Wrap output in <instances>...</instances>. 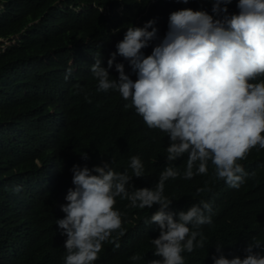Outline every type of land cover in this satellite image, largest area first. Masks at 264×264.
<instances>
[{
  "label": "trees",
  "instance_id": "obj_1",
  "mask_svg": "<svg viewBox=\"0 0 264 264\" xmlns=\"http://www.w3.org/2000/svg\"><path fill=\"white\" fill-rule=\"evenodd\" d=\"M237 3L228 5L230 14L238 13ZM184 8L213 15L210 0H0V264H64L67 237L56 220L64 218L60 206L75 187L73 165L91 169L111 162L114 171L132 177L130 157L139 156L143 176L132 178L129 193L155 187L169 164V137L149 129L118 91H99L90 68L95 57L107 68L130 26L155 20L162 39L170 14ZM155 43L142 49L145 57ZM115 63L137 79L127 59L117 55ZM68 68L72 74L66 81ZM109 75L118 79L119 74L113 67ZM187 160L184 154L172 162L179 175L165 182L164 195L173 201L169 211L205 201L212 207V223L189 225L205 240L203 247L182 253L185 264H214L218 244L228 259L243 258L253 237L264 245V149L257 146L239 161L255 175L238 189L217 179L211 161L206 174L185 179ZM201 188L205 191L197 194ZM115 208L122 228L103 244L94 264L161 259L151 243L159 236L158 226L150 223L158 206L131 207L130 200L117 197ZM133 255L141 259L133 261Z\"/></svg>",
  "mask_w": 264,
  "mask_h": 264
},
{
  "label": "clouds",
  "instance_id": "obj_2",
  "mask_svg": "<svg viewBox=\"0 0 264 264\" xmlns=\"http://www.w3.org/2000/svg\"><path fill=\"white\" fill-rule=\"evenodd\" d=\"M178 2L188 4L189 0ZM210 2L213 15L191 8L172 12L162 39L155 20L143 27H128L107 68L95 57L90 71L98 80V90L118 91L124 100H131L149 129L167 134L169 164L154 188L131 193L130 181L144 172L139 156L130 157L132 177L127 171H114L111 162L91 169L87 164L73 165L75 187L68 190L66 204L60 206L64 218L56 220L61 235L67 237L64 264L98 260L103 244L122 228V215L115 208L117 197L130 200L131 207L158 206L150 223L158 226L159 236L151 243L153 255L161 259L149 264H185L182 253L203 247L205 240L202 232L189 225L211 224L212 207L200 201L187 211H169L173 201L164 195L165 182L179 175L172 162L187 154L184 178L191 179L206 174L211 161L217 179L237 189L255 175L245 172L239 161L257 146L264 149V80L253 83L264 77V0H238L234 14L228 8L233 0ZM153 42L157 43L151 55L145 57L142 49ZM117 55L129 61L137 75L135 81L125 74L122 63H115ZM113 67L118 79L109 75ZM71 74L68 68L66 81ZM81 158L87 161L89 156L82 153ZM203 191L197 189V194ZM215 249L219 255L212 256L214 264H264V245L255 237L247 243L243 258H225L219 244Z\"/></svg>",
  "mask_w": 264,
  "mask_h": 264
}]
</instances>
